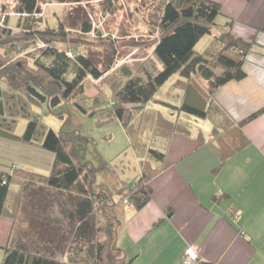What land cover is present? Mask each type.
<instances>
[{"label":"trees","instance_id":"obj_1","mask_svg":"<svg viewBox=\"0 0 264 264\" xmlns=\"http://www.w3.org/2000/svg\"><path fill=\"white\" fill-rule=\"evenodd\" d=\"M16 9L26 13L17 21L20 33H15L19 34L15 40L18 43L9 48L7 45L12 40L7 44L1 41L0 45V48L5 46L0 53V80L3 83L0 88V135L25 142L33 157L40 150L51 152L47 173L29 171L42 180L31 193L30 201L38 197L36 204L44 210L43 204L47 202L50 190L68 196L72 207L67 210V217L73 222L74 241L77 245L78 241L85 244V258L89 264H113L117 259L114 250L120 251L115 245V237L122 207L129 202L133 210H138L149 200L150 179L160 170L165 156L160 143L167 141L173 133L190 134L194 127L190 115L210 121L211 137L205 138L199 129L196 137L205 140L216 154L214 171L247 144L241 127L264 112V103L242 118L234 119L214 95L222 84L246 75L243 62L255 41L231 33L230 18L223 23L216 21L221 10L217 0H165L153 45V53L161 66L145 78L125 71L123 80H110L108 95L96 83L98 79L95 80L104 70L90 57L76 51L78 42L68 46L62 23L57 31L37 26V20L41 19V15H37L41 11L38 0H17ZM214 27L220 28L219 31L215 33ZM92 29L86 18L80 20L79 30L83 34ZM12 32L9 27L0 26V36H9ZM206 33H211L210 40L202 50H195V44ZM29 39L44 43L31 50L33 61L12 59L18 49L26 47L19 42ZM108 68L107 65L106 70ZM176 72L177 78L184 82L192 75L198 76L204 80L205 89L186 82L178 103L163 100L173 111L171 115H165L159 108L146 109L157 89ZM89 78L94 91L88 94L84 82ZM27 86H33L47 99L53 96L69 99L81 112L94 114L96 125L117 118L137 157L139 169L134 178L120 183L117 180L122 179L115 175L113 167L101 154L96 153L94 161L84 159L85 144L76 139V131L54 130L42 123L33 106L41 105L43 101L30 94ZM20 117L25 118L26 123L18 134L14 128ZM17 181L9 171V164L0 166V215L9 217L13 224L8 243L1 246L0 264H79L74 259H58L52 250L31 248L29 243L19 240L20 236L15 240L14 220L27 186L23 179L20 188L14 189L13 183ZM231 215L233 218L238 216L236 212ZM126 262L128 260L122 264ZM197 264L212 263L200 260Z\"/></svg>","mask_w":264,"mask_h":264},{"label":"crops","instance_id":"obj_2","mask_svg":"<svg viewBox=\"0 0 264 264\" xmlns=\"http://www.w3.org/2000/svg\"><path fill=\"white\" fill-rule=\"evenodd\" d=\"M217 1L216 21L230 18L231 33L255 41L243 62L246 75L219 86L221 97H214L240 119L264 103V0ZM210 127L194 126L190 134L173 133L160 143L165 156L150 179L149 200L120 213L115 245L123 262L128 260L124 264H181L188 247L197 253V263L264 264V112L242 125L247 144L215 171L216 154L196 137L198 129L211 137ZM12 225L0 215V259Z\"/></svg>","mask_w":264,"mask_h":264},{"label":"rangeland","instance_id":"obj_3","mask_svg":"<svg viewBox=\"0 0 264 264\" xmlns=\"http://www.w3.org/2000/svg\"><path fill=\"white\" fill-rule=\"evenodd\" d=\"M164 1L38 0L41 11L37 15H41V19L36 23L39 28H49L54 31H57L59 23H62L68 46L78 42L76 51L90 57L104 70L103 74L95 80L98 79L96 83L109 95L110 80H123L125 71L145 78L147 74L154 73L161 66L153 53V45L158 35V20ZM16 5L17 0H0V26L9 27L13 31L9 36H0V45L2 42L7 44L12 40L11 44L7 45L8 48L15 47L18 43L15 40L19 36L15 33H20L17 21L26 14L17 11ZM83 18H86L93 27L89 33L83 34L79 30L80 20ZM219 29L214 27L213 31L216 33ZM210 38L211 33L204 34L195 44V50H202ZM23 43L26 47L18 49L19 51L12 59L16 58L17 61V59L25 58L26 61L31 62L33 61L31 50L35 46L44 44L38 39L35 42L31 39L19 42L20 45ZM4 48L5 46L0 48V53L4 51ZM107 65L109 68L106 70ZM178 76L177 72L173 73L157 89L153 98L147 102L146 109L159 108L165 115H171L173 111L164 101L178 103L183 97L186 82L189 81L198 89H205L204 80L198 76L192 75L186 82L177 78ZM84 83L85 92L92 93L94 87L91 85V78ZM2 87L3 83L0 80V88ZM216 91L215 95L221 97ZM58 98L59 101L49 108L47 101L33 106V110L38 112L39 120L54 130L76 131V139L85 144L84 159L94 161L95 154L99 153L109 161L117 177L132 180L138 172L139 165L129 145L128 136L118 119L114 118L96 125L94 114L81 112L69 99H61L59 96ZM190 118L194 126L202 129L210 125L208 119L191 115ZM17 120L14 131L19 134L25 127L26 119L20 117ZM27 147L28 145L21 140L0 135V166L9 164V171L13 172L18 180L16 184L13 183L14 189L20 188L23 179L24 183L27 182L14 220L15 240L20 236L19 240L29 243L31 248L41 251L45 248L52 250L55 257L62 261L74 259L79 264H89L90 261L87 257L85 258V244L81 241H78L79 245L76 244L71 231L73 222L67 217V210L72 207L71 199L69 200L65 194L61 195L55 190H50L52 192L47 202L43 204L45 211L37 206L38 197L30 201L31 193L41 185L42 180L29 170L47 173L49 170L47 162L51 160L52 154L50 151L40 150L41 152L34 155L35 159L33 156L29 158L31 154L28 152L32 150H28ZM26 159L35 160V163H28ZM127 206L130 207V205ZM113 253L117 257L113 264H122L124 258L121 254L116 250ZM83 257L85 259L82 260Z\"/></svg>","mask_w":264,"mask_h":264},{"label":"built area","instance_id":"obj_4","mask_svg":"<svg viewBox=\"0 0 264 264\" xmlns=\"http://www.w3.org/2000/svg\"><path fill=\"white\" fill-rule=\"evenodd\" d=\"M125 204L129 205V202H126ZM241 232H243V230H241ZM196 258L197 253L192 249V247H188L185 249L181 264H197Z\"/></svg>","mask_w":264,"mask_h":264},{"label":"water","instance_id":"obj_5","mask_svg":"<svg viewBox=\"0 0 264 264\" xmlns=\"http://www.w3.org/2000/svg\"><path fill=\"white\" fill-rule=\"evenodd\" d=\"M27 90L29 91L30 94H32L33 96H35L36 98H38L41 101H44L46 99V95H43L42 93H40L33 86H27ZM58 101H59L58 96H54L53 98L47 99V104H48V106H51Z\"/></svg>","mask_w":264,"mask_h":264}]
</instances>
